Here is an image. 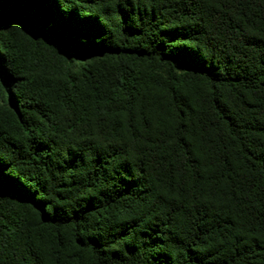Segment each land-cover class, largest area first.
I'll list each match as a JSON object with an SVG mask.
<instances>
[{"label": "trees", "instance_id": "obj_1", "mask_svg": "<svg viewBox=\"0 0 264 264\" xmlns=\"http://www.w3.org/2000/svg\"><path fill=\"white\" fill-rule=\"evenodd\" d=\"M0 175V264H264V0H0Z\"/></svg>", "mask_w": 264, "mask_h": 264}, {"label": "rangeland", "instance_id": "obj_2", "mask_svg": "<svg viewBox=\"0 0 264 264\" xmlns=\"http://www.w3.org/2000/svg\"><path fill=\"white\" fill-rule=\"evenodd\" d=\"M140 69H142V70H148L149 69V67L148 66H146V65H142V66H140ZM152 70H158L157 68H153L152 67ZM158 71H164L162 68H159V70Z\"/></svg>", "mask_w": 264, "mask_h": 264}, {"label": "snow or ice", "instance_id": "obj_3", "mask_svg": "<svg viewBox=\"0 0 264 264\" xmlns=\"http://www.w3.org/2000/svg\"><path fill=\"white\" fill-rule=\"evenodd\" d=\"M4 179L5 178L2 175H0V183H2Z\"/></svg>", "mask_w": 264, "mask_h": 264}]
</instances>
